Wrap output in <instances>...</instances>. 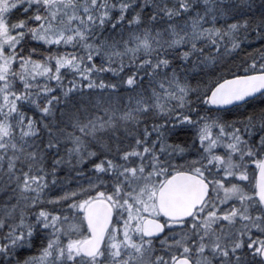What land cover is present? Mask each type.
<instances>
[{"label": "snow or ice", "instance_id": "snow-or-ice-1", "mask_svg": "<svg viewBox=\"0 0 264 264\" xmlns=\"http://www.w3.org/2000/svg\"><path fill=\"white\" fill-rule=\"evenodd\" d=\"M0 264H264V0H0Z\"/></svg>", "mask_w": 264, "mask_h": 264}]
</instances>
